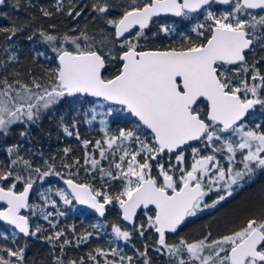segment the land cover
<instances>
[{"label": "snow or ice", "instance_id": "snow-or-ice-1", "mask_svg": "<svg viewBox=\"0 0 264 264\" xmlns=\"http://www.w3.org/2000/svg\"><path fill=\"white\" fill-rule=\"evenodd\" d=\"M4 3L5 0H0V5ZM212 4L226 5L230 10L217 15L210 10ZM117 8H120V14L107 18V13ZM93 9L114 28L113 43L120 45L118 54L113 55L109 49L102 55L106 46L104 40L100 41L102 47L99 50L91 44L81 48L77 41L81 37L90 39L82 33L81 37L71 39L76 45L75 52L53 48L58 51V66L47 80L33 79L31 84H26L0 78V132L8 134L9 127L18 122L36 123L44 111L52 109L65 97L77 94L118 105V109L110 107L107 115L114 111L125 112L135 118L133 127L119 129L117 135L107 136L103 144L97 140L95 147L100 150L101 159H106L108 152L113 157L117 152L121 154L111 162L109 169L99 167L100 161L95 158L89 161L86 157L85 164L90 162L92 170L99 168L102 179L107 177L121 182V189L113 195L95 189L91 184L66 179L64 183L71 193L58 189L59 199L65 205H70L74 199L101 216L105 214V206L115 201L122 210L123 220L129 222H134L138 209L149 210L154 206V214L145 212V215L148 227L158 233L156 251L166 249L170 260L176 257L175 264H264V215L247 219L238 230L220 238H211L208 233L193 242L180 239L178 243L169 244L166 239V233H176L187 218L216 207L233 194L235 186L251 181L258 170L264 171V130L259 123L247 129L244 124L250 110L257 105L264 109V75L256 67L260 61L254 60L249 66L245 56L255 45L264 47V15L251 11H264V0H144L142 4L139 0H127L122 7L103 0V3L94 4ZM201 10L209 23H197L192 31L204 37L202 42L180 49L143 50L140 41L147 40L146 30L154 17L171 14L187 19ZM42 11L45 16L51 15ZM73 11L69 10L68 15L71 16ZM18 30L0 29L10 33L7 39ZM160 31L167 33L170 29L162 27ZM41 36L48 43L57 41L52 34L41 32ZM63 39L70 38L65 36ZM10 59L15 60V55ZM112 61H118L119 66L110 77L105 76L107 64ZM230 65H240L231 70L237 74L251 71L252 83L242 79L239 84H234L227 67ZM90 115L87 123L96 119V114ZM100 123L106 124V121L101 119ZM64 131L72 135L67 127ZM20 135L24 136L26 132ZM193 141L201 142L205 149H211V153L201 156L199 148H192L194 162L190 167H180L185 163L183 149L191 146ZM89 143L83 141L85 148ZM68 151L65 149V153ZM165 153L176 154L175 166L166 167L159 162L157 158ZM217 153L221 154L219 158ZM152 161H156L157 177L152 175ZM75 163L79 164V161ZM17 164L18 160H12L13 166ZM22 164L29 176L24 178L16 174L14 180L24 184L23 190L16 191L15 182L7 189L0 186V201L6 204V208L0 210V221L13 225L25 236H35L41 229L37 227L31 231L29 217L21 214L22 209L33 207L29 204V193L35 182L31 173L35 172L40 180L61 174L52 165L42 171L40 167L33 168L28 160H22ZM9 177H13L11 170L0 172V181ZM159 177L163 178L162 182ZM213 192L217 193V198L206 203L205 198ZM41 195L49 201L44 193ZM49 202L56 207L55 200ZM58 214L64 215L63 212ZM51 215L48 212L43 219L48 220ZM139 230L143 236V224ZM112 231L118 239L128 241L131 238L129 231L117 225ZM63 235V231H58L47 239L58 240ZM90 235H84L81 242H86ZM69 243L64 240L61 248ZM111 254L119 255L116 249H112ZM140 255L147 257V251ZM97 256L105 257L103 264H123L125 260L131 264L132 261V257L122 255L118 261L108 260V253L102 249H97L96 255L89 253L94 264H101ZM23 259V249L14 251L0 247V264H17ZM55 264L63 262L57 258ZM69 264L77 262L72 260ZM80 264H84L82 259ZM144 264H150V260L146 258Z\"/></svg>", "mask_w": 264, "mask_h": 264}, {"label": "trees", "instance_id": "trees-1", "mask_svg": "<svg viewBox=\"0 0 264 264\" xmlns=\"http://www.w3.org/2000/svg\"><path fill=\"white\" fill-rule=\"evenodd\" d=\"M68 2L71 0H5V3L0 5V29H20L11 39H7L10 33L0 31V78L6 77L9 82L18 80L26 84H31L33 79L43 82L54 75V70L58 66L56 62L58 51H53L54 47L58 50L76 51V45L71 39L81 37L82 33L89 31L83 28L84 22H72L67 16ZM42 9L51 15L45 16ZM41 32L55 35L57 41L46 42ZM29 36L32 38L29 39ZM65 36L70 39L64 40ZM77 42L81 48L89 44L82 37ZM172 42L168 45L169 48H181L180 43ZM142 46L152 47L151 42H143ZM259 48L264 49L257 46V51ZM13 55L16 57L15 60L10 59ZM263 58L264 56H258L254 59ZM108 69L106 68L104 75L110 77L113 73ZM95 107L101 108V116L106 124H101L97 119L91 123L86 122L91 119L90 114ZM110 107L119 108L118 105H112L104 100L80 96L65 97L58 105L41 114V124L39 120L36 123L29 122L28 126L14 128L8 136L0 138V172L9 170L13 172V177L0 181L1 186L7 188L15 182L16 190L22 187V182L10 181L16 174L23 176L27 173L22 160L30 161L33 168L40 167L42 171L46 170L48 165H52L63 175L58 179L45 177L40 184L37 183L38 181L33 184L30 199V205L33 207L29 209L28 217L31 231H35L37 227L41 229L35 236L23 237L16 230L0 222V247L11 248L14 251L23 249L24 259L17 264H55L57 258L62 260L63 264H69L72 260L80 264L81 259L84 264H94L89 259V253L96 255L97 249L107 252L108 260L118 261L119 256L122 255L132 257L131 264H144L146 258L150 260V264H163L156 260L154 254L159 247L157 235L154 228L148 227L147 224V215H153V209H141L133 225L127 226L121 219L120 209L115 201L106 207L105 216L98 218L79 208L74 201L70 205H65L56 195L58 189L69 193L63 183L68 178L78 183L91 184L95 189L113 195L121 189V182L109 180L107 177L102 179L99 168L92 170L90 162L85 164L86 157L89 161L95 158L100 161L99 167L109 169L111 162L118 159L121 153L117 152L116 157L109 155L106 159H101L100 150L95 147V142L99 140L103 144L107 136L117 135L119 129L131 128L134 125L135 118L125 112L114 111L112 115H107ZM200 107L203 109L204 104L202 103ZM244 122L250 127H255L259 123L262 126L261 130H264V109L257 105ZM65 127L72 132V135L64 131ZM21 132H26V135L21 136ZM84 140L90 141L87 148L83 144ZM133 147L138 148V145ZM9 148L13 151L9 152ZM65 149L69 151L65 153ZM167 157V154H162L157 159L167 167L171 164V158L167 161ZM12 160H18V164L13 166ZM75 161H79V164ZM151 163L152 172H157L156 161ZM258 172L264 179V171L258 170ZM41 193H44L49 201L55 200L56 207L53 208ZM221 205L214 207L213 210H206L196 217L187 218L176 233H171L176 235L175 239L166 238L168 243L180 239L195 241L208 233H211V238H220L238 230L247 219L260 218L264 215V182L253 181L251 191L240 194L235 201L229 198ZM48 212L52 215L48 220L43 219V215ZM60 212L64 215H59ZM141 224L144 225L143 236L140 235L139 230ZM114 225L129 231L131 238L128 241L118 239L112 231ZM58 231L64 233L58 240L47 239ZM88 233H91L88 240L81 242V238ZM64 240L70 243L61 248ZM112 249H116L119 255L113 256ZM145 250L147 257L140 255ZM161 258L169 259L168 253L158 252V260ZM104 259L105 257L97 256L101 264ZM13 260L15 261V258ZM123 264H128V261L125 260ZM166 264H175V262Z\"/></svg>", "mask_w": 264, "mask_h": 264}, {"label": "flooded vegetation", "instance_id": "flooded-vegetation-1", "mask_svg": "<svg viewBox=\"0 0 264 264\" xmlns=\"http://www.w3.org/2000/svg\"><path fill=\"white\" fill-rule=\"evenodd\" d=\"M89 2H91V0H71V2H68V12L69 10H74L73 14L70 16L68 15L67 12V16L69 18H71L72 22L78 23V22H84L86 28L88 31H91L92 29L95 30H99L103 25H104V19L101 18L100 14L96 13V11H94V9L92 8V6L89 4ZM139 2L142 4L144 2V0H139ZM223 9L225 11L230 10L229 6L226 5H220V4H212L210 6V10H212L214 13H216L217 15H219L221 12H223ZM253 14H259V15H264V11H261L259 9L256 10H251ZM76 12H80L81 15L80 16H76L75 13ZM120 14V11H115V14H111L109 16V18H115ZM205 13L204 10H201L199 13H193L191 14L190 18H183V17H175L171 14H167V15H160L159 17H154L153 18V22L150 24V28L148 30H146V35H147V40H141L140 44L142 45L143 42L145 43H149L151 42L152 47L151 48H143V50H156V49H160V50H164V49H169L168 45L174 41L176 43H180L181 47H187L189 46L191 43H200L204 40V37H200L197 35L196 32L192 31V28L195 27V25L197 23H209L205 21ZM242 18H246V17H242ZM96 26H98L99 28H96ZM162 27H167L170 29L169 32L165 33L163 31H160V29ZM106 29L108 37L113 41L114 39V28L110 25H106ZM153 33H156L155 36H153ZM207 35V32H206ZM166 43V44H165ZM173 43V42H172ZM116 44V49L117 52L115 54H118L119 52V42H115ZM257 46L259 45H255L254 46V50L253 51H246L245 56H246V61L248 63V65L250 66L253 61L255 60V57L258 56H264V49H260L259 51H257ZM170 48H174V47H170ZM180 49V48H179ZM107 53V52H106ZM104 52H101V54H106ZM260 61L259 64L256 65L257 68H259L260 72L262 75H264V58ZM119 66V62L118 61H112L110 63L107 64L106 68H109L108 70H110L112 73H114L116 71V68ZM230 71H229V75L230 77L234 78L232 79L233 83L236 84L238 82H240V80L242 79H248L249 83H252L250 77H251V71H249L248 73H239L237 74L234 71H231L232 69H236L238 67H240V65H230L227 66ZM40 121L41 124V116L38 119ZM28 126V124L26 125ZM203 144L199 141H196L194 143L191 144V146H185L183 149V152L185 153L187 152H191L192 148H202ZM207 150V149H206ZM168 155V157L173 159V156H175V153H165ZM152 175L154 177H157L158 172L153 171ZM179 174H176V176H178ZM162 177H159L160 182H162ZM10 181H14L13 179H10ZM253 181H263L264 179L261 178V173H259L257 171V174L255 175V177L248 182H242V184L240 186H235V190L233 191V194L229 197H227L224 201H221L220 204L217 205V207H221L222 203L225 202L227 199H231V201H235L240 194H243L244 192H248L251 191L252 189V183ZM1 186V185H0ZM7 189V188H6ZM22 189V187L16 191H20ZM220 194H224L223 192H221ZM209 201L208 202H212L213 200H215L217 198V193L213 192L212 194H210L208 197H206ZM221 205V206H220ZM4 205H1L0 208H4ZM151 209V208H149ZM154 210V209H153ZM24 214V213H23ZM155 232V230H154ZM156 233V232H155ZM157 235V233H156ZM176 235H173L171 233H166V238H174L175 239ZM158 238V235H157ZM178 243V241L173 242V243H169V244H175ZM167 253L166 249H162L161 250V254ZM156 260L160 263L166 264V263H170L175 262L176 260L171 258V260L169 259H159L158 260V252L155 250L154 251Z\"/></svg>", "mask_w": 264, "mask_h": 264}, {"label": "rangeland", "instance_id": "rangeland-1", "mask_svg": "<svg viewBox=\"0 0 264 264\" xmlns=\"http://www.w3.org/2000/svg\"><path fill=\"white\" fill-rule=\"evenodd\" d=\"M103 3V0H92L91 2H89V4L92 6V8H93V5L94 4H96V3ZM108 3H110V4H115V5H118V6H120V7H122L125 3H127V0H108ZM115 11H120V8H117V9H114V10H110L108 13H107V18H109V16L111 15V14H115ZM97 13V12H96ZM110 19V18H109ZM106 23H104V25L99 29V30H96V32H95V30H91V31H89L88 33H85L90 39L89 40H84L85 42H88L89 44H91L95 49L98 47V48H101L102 46H101V44H100V41L101 40H104L105 41V45L106 46H104L103 47V51L102 52H104V53H106V52H108L109 51V49H111L112 50V54L113 55H116L115 53L117 52V49H116V44L115 43H113V41L108 37V34H107V29H106ZM83 28H85V29H87L86 28V26L85 27H83ZM96 28H99L98 26H96ZM236 84H239V82L238 83H236ZM262 96H264V92H262ZM93 113L94 114H96V119L97 120H100L101 121V119H103V117L101 116V114H102V111H101V108H94L93 109ZM29 122H27V123H20V122H18L17 124H15V125H12V126H10L9 127V130H8V134H4V133H2V132H0V138H3L4 136H8L10 133H11V131L14 129V128H20V127H23V125H27ZM244 124H245V127H246V129L247 128H249L250 126H249V124L248 123H246V122H244ZM249 126V127H248ZM252 128H254V127H252ZM235 139V138H234ZM105 147H106V145H105ZM202 147V146H201ZM199 149H200V155L201 156H203V155H208V154H210L211 153V149H205L204 148V146L202 147V148H200L199 147ZM109 155H111V152H108V153H106V156H109ZM220 155L221 154H219V153H217V157L219 158L220 157ZM184 156H185V163L183 164V165H180V167H190V165L194 162V156H193V153H192V150H191V152H185L184 153ZM198 158V157H197ZM159 160V159H158ZM167 161H170V157H167V159H166ZM170 165H173V166H175L176 165V159H175V156H173V159L171 158V161H170ZM221 163L222 164H226V161L225 160H221ZM55 171H57V172H59L61 175H59V176H57V175H52L51 177L52 178H55V179H58V178H62V172L61 171H58V170H56L55 169ZM156 172V171H155ZM158 172V171H157ZM171 174V173H170ZM175 174H179V171L177 170L176 171V173ZM28 176H29V172H27L25 175H23V177L24 178H28ZM31 178L34 180V181H38L37 183L38 184H40V181H42V180H40L39 178H38V176H37V174L35 173V172H32L31 173ZM15 181V180H14ZM209 200L207 199V198H205V202H208ZM216 208H217V205H216ZM210 211V210H213V208H206V209H204V210H202V211H200V212H198L197 213V215L196 216H198L199 214H201V213H203V212H205V211ZM196 216H194V217H196ZM189 242H193V241H189ZM173 259H175L176 260V257H172Z\"/></svg>", "mask_w": 264, "mask_h": 264}, {"label": "water", "instance_id": "water-1", "mask_svg": "<svg viewBox=\"0 0 264 264\" xmlns=\"http://www.w3.org/2000/svg\"><path fill=\"white\" fill-rule=\"evenodd\" d=\"M161 15L163 16V15H167V14H161ZM68 51H70V50H68ZM72 52H73V51H72ZM56 62H57V65H58V54H57V56H56ZM77 96H80V97H89V98H93V99H100V100H103V99H101V98H95V97L87 96V95H85V94H77L76 96H73V97H77ZM73 97H69V98H73ZM107 102H108V101H107ZM109 103H111V102H109ZM251 111H252V110H250V112H251ZM194 142H196V141L191 142V144L194 143ZM74 182H76V181H74ZM76 183H78V182H76ZM64 185H65V187L67 188V190L71 193V189L68 187V185L65 184V183H64ZM23 187H24V186H23ZM23 187H22V189H21L20 191L23 190ZM18 192H19V191H18ZM31 193H32V190H30V193H29V201H30V198H31ZM73 200H74V199H73ZM74 202L76 203V205H77L78 207L86 209L90 215L96 216V217H98V218H103V217L105 216V214H104V216H101L98 212H96L94 209L90 208L88 205L79 204V203L76 202L75 200H74ZM1 205H4V206H5L4 208H6V204H5L4 202H2V201H0V206H1ZM106 207H107V205L105 206V213H106ZM4 208H0V210H3ZM150 208H153V209H154V206H150ZM28 211H29V209H22V210H21V214H22V215H25V214H23V213H26V212H28ZM139 211H140V209L137 210V214H138ZM120 212H121V219H122V221H123L127 226H131L134 222H129V221H125V220H123V215H122V210H121V209H120ZM25 216H26V215H25ZM136 216H137V215H136ZM135 218H136V217H134V220H135ZM0 222L3 223V224H6V225H8V226H10L11 228H13V229H15L17 232H19V230L16 229L13 225H9V224H7V222H5V221H0ZM29 226H30V225H29ZM19 233H20V232H19ZM20 235H22L23 237H29V236H25L23 233H20ZM157 235H158V233H157Z\"/></svg>", "mask_w": 264, "mask_h": 264}]
</instances>
